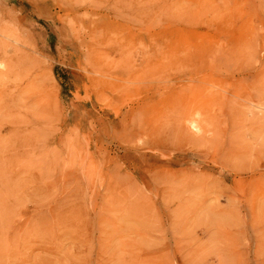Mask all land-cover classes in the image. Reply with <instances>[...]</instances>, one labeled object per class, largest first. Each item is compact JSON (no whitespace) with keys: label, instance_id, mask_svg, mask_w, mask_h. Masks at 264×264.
<instances>
[{"label":"rangeland","instance_id":"rangeland-1","mask_svg":"<svg viewBox=\"0 0 264 264\" xmlns=\"http://www.w3.org/2000/svg\"><path fill=\"white\" fill-rule=\"evenodd\" d=\"M0 32V264H264V0H0Z\"/></svg>","mask_w":264,"mask_h":264},{"label":"bare ground","instance_id":"bare-ground-1","mask_svg":"<svg viewBox=\"0 0 264 264\" xmlns=\"http://www.w3.org/2000/svg\"><path fill=\"white\" fill-rule=\"evenodd\" d=\"M1 32H2V31H1ZM1 32H0V33H1ZM197 115H198V114H197ZM187 122H188V121H187ZM187 122H186V123H187ZM188 123H189V125H190V122H188ZM193 125H194V124H193ZM193 125H191V126L193 127Z\"/></svg>","mask_w":264,"mask_h":264}]
</instances>
